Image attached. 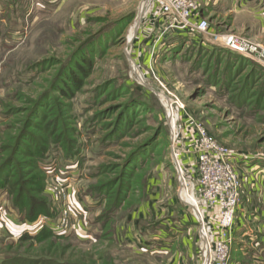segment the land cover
Wrapping results in <instances>:
<instances>
[{
  "label": "rangeland",
  "instance_id": "obj_1",
  "mask_svg": "<svg viewBox=\"0 0 264 264\" xmlns=\"http://www.w3.org/2000/svg\"><path fill=\"white\" fill-rule=\"evenodd\" d=\"M157 9L154 0H0V166L14 161L0 177V258L204 264L171 154L206 216L179 128L189 114L248 176L232 264H264V0H200L205 35L161 36ZM214 220L205 217L211 232Z\"/></svg>",
  "mask_w": 264,
  "mask_h": 264
},
{
  "label": "built area",
  "instance_id": "obj_2",
  "mask_svg": "<svg viewBox=\"0 0 264 264\" xmlns=\"http://www.w3.org/2000/svg\"><path fill=\"white\" fill-rule=\"evenodd\" d=\"M199 2L200 0H154V6L158 8L154 26L157 27L160 35L165 37L169 34L186 35L193 32L207 34V18L197 13ZM186 115L184 119L186 123L180 122L179 128L186 141V152H195L196 155V179L190 180L194 181L193 188L197 187L198 197L202 199L207 209L209 208L206 216H203L200 207L198 208L200 218L193 210L200 224L201 239L206 240L205 247L202 240L203 262L204 264H232V227L242 187L248 181V176H246L247 173L238 170L237 159L210 137L201 122L196 121L189 114ZM177 134L178 132L173 140ZM254 177L252 174L253 179ZM52 184L64 191V186L58 178H54ZM70 206L64 210L65 214H73ZM205 217L216 220H214L217 223V226L213 227L214 232L207 230ZM3 220L6 223L7 219ZM63 222L66 220L63 219ZM25 225L29 227L30 224L27 222L24 227ZM59 226L52 228L59 233L65 229V225L59 222Z\"/></svg>",
  "mask_w": 264,
  "mask_h": 264
},
{
  "label": "trees",
  "instance_id": "obj_3",
  "mask_svg": "<svg viewBox=\"0 0 264 264\" xmlns=\"http://www.w3.org/2000/svg\"><path fill=\"white\" fill-rule=\"evenodd\" d=\"M74 84L77 87L79 83L78 82H74ZM146 145L147 144L143 145L141 148H139L138 150L134 151L130 155V159L128 160V164L131 162V160L134 161L137 158V155H139V154H141L143 152V149L146 147ZM9 164L10 165L14 164V161H13L12 157L9 158L6 163L3 162L1 164V166H0V177L3 175V172L7 169ZM13 175H14V173H12L11 176H7V177H12ZM45 232H47L48 235L52 234V232H51V230L49 228H46ZM25 236H27V238H30V236H28L27 234L23 235V237H25ZM31 237L37 238V237H39V235H35V236H31ZM240 251H242V250H240ZM241 254H243V253L241 252ZM27 260H29V262L27 261L26 264H34L35 261H38V259H27ZM49 261L50 260L43 261V262H45L46 264H63L62 262H60L58 260H53L52 262H49ZM242 263L243 264H250V262H248V261H246V262L243 261ZM0 264H24V262H22L21 259H19V257H17L16 259H10L9 257H7V258H0Z\"/></svg>",
  "mask_w": 264,
  "mask_h": 264
},
{
  "label": "bare ground",
  "instance_id": "obj_4",
  "mask_svg": "<svg viewBox=\"0 0 264 264\" xmlns=\"http://www.w3.org/2000/svg\"><path fill=\"white\" fill-rule=\"evenodd\" d=\"M140 14H141V12H140ZM138 21V20H137ZM136 25H138V22H137V24ZM137 27V26H136ZM164 101V100H163ZM165 102V101H164ZM167 113L169 114V112L167 111ZM169 117H170V114H169ZM172 119H171V117H170V121H171ZM178 171H180L181 172V175H182V179L184 180V182H185V184H183L184 185V188H185V185H186V179L184 178V175H183V173H182V169L181 168H179L178 167ZM180 172H179V175H180ZM181 182V181H180ZM187 188V187H186ZM183 189V188H182ZM188 190V192H190V193H192L193 194V196H194V192L193 191H190L189 189H187ZM182 193V192H181ZM181 193H180V195H181ZM193 204H194V206L192 205V208L194 209V211L196 212V215L200 218V216L198 215L199 213H198V208H199V206H198V204H197V199H196V197L194 196V200H193V202H192ZM202 240L204 241V244H203V247H205L206 246V240L204 239V238H202Z\"/></svg>",
  "mask_w": 264,
  "mask_h": 264
},
{
  "label": "crops",
  "instance_id": "obj_5",
  "mask_svg": "<svg viewBox=\"0 0 264 264\" xmlns=\"http://www.w3.org/2000/svg\"><path fill=\"white\" fill-rule=\"evenodd\" d=\"M149 8H151V5H149V7L148 8H146V11L147 10H149ZM260 177V179H262V176H259ZM260 185V184H259ZM260 187H261V185H260ZM262 189V188H261ZM182 194H183V196L186 198V200L187 201H190V202H193V200H194V196H193V194L192 193H188V190L187 189H182ZM255 194H252V197H255L254 196ZM259 196V195H258ZM264 200V199H263ZM252 208H254V209H257L256 207H255V205L254 204H252ZM192 210H194L193 208H192ZM259 212L260 213H262V214H264V211H262V210H259ZM195 214H196V212H195ZM203 244H204V241H203Z\"/></svg>",
  "mask_w": 264,
  "mask_h": 264
},
{
  "label": "water",
  "instance_id": "obj_6",
  "mask_svg": "<svg viewBox=\"0 0 264 264\" xmlns=\"http://www.w3.org/2000/svg\"><path fill=\"white\" fill-rule=\"evenodd\" d=\"M171 154H172V158H173L175 164L177 165V167H179L178 166V161H177V158H176V155H175V152L173 151V147L171 149Z\"/></svg>",
  "mask_w": 264,
  "mask_h": 264
}]
</instances>
